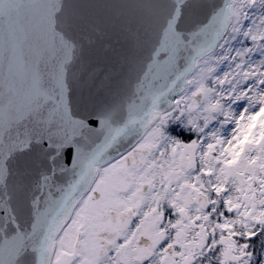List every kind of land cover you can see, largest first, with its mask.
<instances>
[{
    "label": "snow or ice",
    "instance_id": "6c2138e0",
    "mask_svg": "<svg viewBox=\"0 0 264 264\" xmlns=\"http://www.w3.org/2000/svg\"><path fill=\"white\" fill-rule=\"evenodd\" d=\"M0 264H264V0H0Z\"/></svg>",
    "mask_w": 264,
    "mask_h": 264
}]
</instances>
